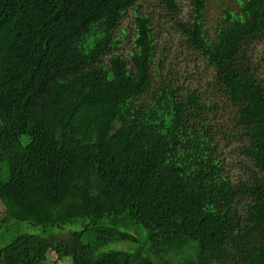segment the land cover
<instances>
[{"label":"trees","instance_id":"trees-1","mask_svg":"<svg viewBox=\"0 0 264 264\" xmlns=\"http://www.w3.org/2000/svg\"><path fill=\"white\" fill-rule=\"evenodd\" d=\"M157 1L0 0V264H264V0Z\"/></svg>","mask_w":264,"mask_h":264},{"label":"rangeland","instance_id":"rangeland-1","mask_svg":"<svg viewBox=\"0 0 264 264\" xmlns=\"http://www.w3.org/2000/svg\"><path fill=\"white\" fill-rule=\"evenodd\" d=\"M179 2L180 7L182 8V13H184V15H186V13L189 11V6L188 3L181 0H177ZM214 1L216 0H207V2L209 3H214ZM227 1V0H224ZM148 3H142V8L141 10L143 12H145L147 9H150L154 12L155 17L157 18L160 13H163V5H161L157 0H147ZM210 12L215 14L213 12V10L210 9ZM161 26H163V32H166V34H164V41H165V46H167L168 44L173 43V39L174 37H178L179 34L177 35V33L171 28V26H173V23L171 21H166L164 19H161L160 21ZM174 28V27H173ZM161 29V30H162ZM159 43L162 44L163 41L160 39ZM128 45V44H127ZM127 45H123V48H125ZM170 52L172 53L171 55L174 56V52H176V48L173 47L170 49ZM178 55V60H177V66H181L184 67L186 65L189 66L190 69H193V66L195 67V65L197 64L198 66H200V71L201 73H203L205 75V77H208V73L204 67V65H200L198 62L200 61V59H195L193 61V57L192 56H184L183 54L180 55L179 53ZM253 59L256 63H258L260 66H262L261 71L259 72V74L264 77V40L262 41V43H259L255 46L254 52H253ZM196 73V72H195ZM232 146L225 148L224 150V155L228 160H233V166H237V161H239L241 158V155L237 152H232ZM236 161V162H234ZM231 162V161H229ZM239 166V165H238ZM237 174V173H236ZM240 174V173H238ZM4 213V209L2 207V205L0 204V217L3 215ZM75 229H79V227L76 226H66L64 227L61 231V236H66L64 233H70L71 231L75 230ZM60 230L58 229H48V228H43V227H33L30 226L28 224H22L19 230V233L21 234H31V235H37V236H46L49 235L50 233H58ZM111 249L114 250H122V251H126V250H130L133 248V246L129 243H116V244H112L110 246Z\"/></svg>","mask_w":264,"mask_h":264}]
</instances>
